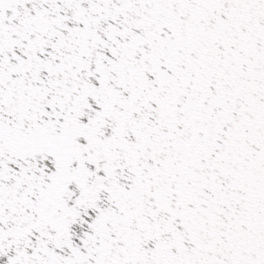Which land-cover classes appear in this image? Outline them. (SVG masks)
<instances>
[{"label": "snow or ice", "instance_id": "snow-or-ice-1", "mask_svg": "<svg viewBox=\"0 0 264 264\" xmlns=\"http://www.w3.org/2000/svg\"><path fill=\"white\" fill-rule=\"evenodd\" d=\"M0 264H264V0H0Z\"/></svg>", "mask_w": 264, "mask_h": 264}]
</instances>
